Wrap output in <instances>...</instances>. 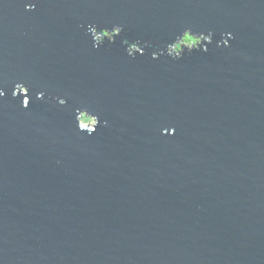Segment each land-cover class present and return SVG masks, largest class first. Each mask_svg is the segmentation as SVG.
<instances>
[{"label": "water", "instance_id": "95a60500", "mask_svg": "<svg viewBox=\"0 0 264 264\" xmlns=\"http://www.w3.org/2000/svg\"><path fill=\"white\" fill-rule=\"evenodd\" d=\"M0 91V264H264V0H0Z\"/></svg>", "mask_w": 264, "mask_h": 264}, {"label": "rangeland", "instance_id": "374dc122", "mask_svg": "<svg viewBox=\"0 0 264 264\" xmlns=\"http://www.w3.org/2000/svg\"><path fill=\"white\" fill-rule=\"evenodd\" d=\"M194 38V37H193ZM195 39V38H194ZM195 41H196V43L195 44H187V43H185V37H184V39L180 42V44H178L176 47H175V49L174 50H181V48H182V45H188V46H196L197 45V43H199V41L197 40V39H195Z\"/></svg>", "mask_w": 264, "mask_h": 264}, {"label": "clouds", "instance_id": "9594fccd", "mask_svg": "<svg viewBox=\"0 0 264 264\" xmlns=\"http://www.w3.org/2000/svg\"><path fill=\"white\" fill-rule=\"evenodd\" d=\"M185 43L187 44H195L196 41L192 36L186 35L185 36Z\"/></svg>", "mask_w": 264, "mask_h": 264}, {"label": "snow or ice", "instance_id": "6c2138e0", "mask_svg": "<svg viewBox=\"0 0 264 264\" xmlns=\"http://www.w3.org/2000/svg\"><path fill=\"white\" fill-rule=\"evenodd\" d=\"M4 95V93L2 91H0V97H2Z\"/></svg>", "mask_w": 264, "mask_h": 264}]
</instances>
